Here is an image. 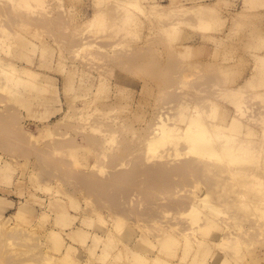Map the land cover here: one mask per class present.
I'll use <instances>...</instances> for the list:
<instances>
[{
	"label": "rangeland",
	"instance_id": "374dc122",
	"mask_svg": "<svg viewBox=\"0 0 264 264\" xmlns=\"http://www.w3.org/2000/svg\"><path fill=\"white\" fill-rule=\"evenodd\" d=\"M199 1L0 0V264H264V209L257 210L264 190L245 186L243 196L250 192L245 198L262 206L248 200L251 208L235 215L222 197L245 199L237 198L244 189L235 178L206 190L211 183L202 172L182 173L187 167L180 163L194 154L185 153L183 141H169L168 134L150 143L169 112L183 127L195 106L205 122L217 121L219 109L235 114L238 102L228 88L261 76L256 54L264 53V0ZM191 5H209L213 14L207 22L193 14L180 22L170 17ZM244 87L247 112L255 113L242 116L255 131L247 138L259 139L264 98L257 93L264 86ZM262 151L256 152L264 164ZM139 159L149 170L164 165L167 184L152 169L161 185L150 187L147 167L137 170ZM127 168L131 179H116ZM263 168L253 174L264 178ZM85 172L90 181L81 178ZM206 192L226 219L224 211L209 212L219 206L207 200L212 207L204 205L202 213H184L188 201L199 206ZM169 237L177 244L169 246ZM220 238L232 251L217 247L224 245Z\"/></svg>",
	"mask_w": 264,
	"mask_h": 264
},
{
	"label": "bare ground",
	"instance_id": "6f19581e",
	"mask_svg": "<svg viewBox=\"0 0 264 264\" xmlns=\"http://www.w3.org/2000/svg\"><path fill=\"white\" fill-rule=\"evenodd\" d=\"M194 2H203V1H199V0H194ZM208 8H210V6L209 5H201V6H197V5H191V6H187V7H185V8H180L179 10H175V12H176V14H171L170 12H169V14H170V17H171V15H176V16H178L177 17V19H179V20H177V22H180V21H183L186 17H187V19H188V17L189 16H193V17H195V18H197V20L199 21V20H203L204 22H207V20L205 21V19H207V18H209L213 13V10H206V9H208ZM175 12H173V13H175ZM156 13H159V14H161L159 11H156ZM168 14V15H169ZM193 14V15H192ZM262 14H264V13H262ZM189 15V16H188ZM176 16H174V17H176ZM169 17V18H170ZM185 17V18H184ZM213 17V16H212ZM97 19L99 20V17L96 15V16H94V17H91L90 19H88V20H86L87 22V24L90 22V23H95L96 21H97ZM176 19V18H175ZM190 19V18H189ZM192 19V18H191ZM186 20V19H185ZM201 20V21H202ZM188 21V20H187ZM85 23V24H86ZM91 25V24H90ZM171 27H173V29H175V27L177 28V25L176 24H171ZM260 27V26H259ZM178 31V29H175L174 31ZM174 31H172V32H174ZM176 31V32H177ZM170 32V31H169ZM262 32H264V30H262ZM174 34H176L177 35V33H174ZM172 35H173V33H172ZM263 36H264V34H263ZM249 44V43H248ZM251 45H254V44H252V43H250ZM249 44V45H250ZM248 46V45H247ZM188 47V45L187 46H185V48H187ZM251 50V49H250ZM255 50V49H254ZM257 55V57H256V59H257V61H258V65H257V68L259 69V73H261V76L258 78V79H254L253 77L252 78H247L246 80H245V82H244V84L243 85H241L240 87L238 86V87H236V88H228V91H227V93H228V95H229V98L231 99V98H234L237 102H238V104H237V110H236V113L235 114H230L229 113V111L227 112V113H225V111L226 110H218L217 111V114H218V116L217 117H219V119H217V121H209V122H205V120L203 119V117H204V115H203V112H202V109L199 107V106H195L190 112H188V114H187V116H188V118H189V121L187 122V124H186V127L184 126H182V125H180V124H178V122H177V119L175 118V117H173L172 115H171V113L169 112V118H168V116H167V119H168V121H167V119H166V116L164 117V116H161V120H160V123H158V126L155 128V132L154 133H156V136H154V138L150 141V143L151 144H156V143H159V142H161V141H165L166 139H167V135L169 134V141H174V140H178V141H183L186 145L184 146V151H185V153L186 154H189V155H191L192 153H194L193 155H192V157L190 158V157H188V160L187 159H185L186 161H183V163H180L181 164V168H186V169H184L183 171H182V173L183 174H185V175H187L188 176V174H187V171L188 170H192L193 172H195V171H198V173L199 172H202V174L201 173H199L200 175L199 176H201V178H203V180L204 181H206L207 183H211V184H206V185H208V186H206L207 188H206V190H208V188H211L210 186L212 185L214 188H216V187H218L223 181H225V180H227V179H232V178H235L236 180H237V182H238V184H236V186H240V188H243L244 190L243 191H241V193L239 192L237 195V198L239 197V198H245V196L247 195V194H250V192H248L246 195H244L243 196V194L244 193H246V192H244V191H246V190H251L253 187H252V185L253 184H255L256 183V185H255V188H256V186H259V185H261L260 186V188L259 189H255L254 188V191H256V190H259V191H256L255 193L256 194H260L259 192L260 191H262V190H264V182H262L261 180L263 179L264 180V178L262 177V176H259V175H256V174H253V173H255L254 171H256V170H261V169H259L261 166H263L264 164L257 158V155H259L261 152H263L262 150L264 149V134H261V135H263L262 137L261 136H259V139H257V138H252V137H249V138H247V136H249L250 134H248V133H253L254 134V132H253V127H245V125H246V121L243 119V117L245 118V119H247V120H249V119H251V117H255V113L254 114H251L250 112V114H248V112L247 111H249L248 110V105H246V103L247 102H245V101H248V100H246L245 98V101L242 99L243 98V94L244 93H246L245 91L246 90H244V88H246V87H244L245 85H248V84H250V85H254V87L257 85L258 86V84L259 85H261V86H264V53H262V54H256ZM213 58H216V57H213ZM212 59V58H211ZM254 59V58H253ZM214 61V60H213ZM212 61V62H213ZM255 61V60H254ZM207 62V61H206ZM210 62V61H209ZM208 62V63H209ZM198 64V63H197ZM214 64H216V63H214ZM219 68H221V67H219ZM254 68H256V66L254 67ZM29 70V69H28ZM215 70V69H214ZM214 70H210V72H213ZM221 69H219L218 70V72H220V73H222L221 71H220ZM252 70H254L253 68H252ZM251 70V72H250V75L251 76H253L254 74L253 73H255V70L254 71H252ZM31 71V70H30ZM215 71H217V69L215 70ZM214 71V72H215ZM26 72V71H25ZM213 72V73H214ZM220 73H217L216 72V74L215 75H219ZM26 74H28V71L26 72ZM210 74V73H209ZM32 75V74H31ZM34 75V74H33ZM215 75H211V76H213V78L218 82V79H217V77H215ZM209 76V75H208ZM250 76V77H251ZM256 76V75H255ZM219 77H221V76H219ZM222 78V77H221ZM215 80H213V82L215 81ZM219 80H221V79H219ZM216 83V82H215ZM218 83H220V82H218ZM218 83H216V84H218ZM221 84H223V83H221ZM214 86H216L215 84H214ZM249 87V86H248ZM247 87V88H248ZM253 87V88H254ZM252 88V87H251ZM225 90V89H224ZM248 90V89H247ZM260 92H258L257 94H259L260 96H262L261 98H264V88L262 89V90H259ZM247 92H249V91H247ZM254 93L253 94H255V91H253ZM251 94V93H250ZM257 94H255V95H257ZM260 96H258V97H260ZM246 97V96H245ZM250 97H251V99H250ZM250 97H249V99L250 100H253L252 98H254V97H252V95H250ZM209 101H213V100H211V99H209ZM180 104V106H181V110H183L182 108H183V105H182V103H179ZM262 104V106L264 105V102H262L261 103ZM200 105V104H199ZM211 105H214V103H212ZM179 106V107H180ZM218 107H215V106H213L212 107V109H213V111H215L216 109H217ZM169 111H170V109H169ZM221 111V112H220ZM262 114H264V112L262 111ZM182 115L184 116L185 115V111H182ZM243 116V117H242ZM169 119H171V120H169ZM185 118H183V120H184ZM202 119H203V121H202ZM253 120V119H252ZM169 121H171V122H169ZM262 123V122H261ZM263 123H264V121H263ZM262 128V127H261ZM255 130V129H254ZM264 129H262V131H263ZM243 135H246V137H242L241 135L242 134ZM244 133H246V134H244ZM263 133V132H262ZM241 134V135H240ZM256 134H258V132L256 133ZM254 136H255V134H254ZM215 140H217V143H215L216 141ZM215 141V142H214ZM261 141V142H260ZM186 146H187V150H185V148H186ZM183 151V152H184ZM249 151V152H248ZM259 153H257V152ZM179 152H182L181 150H178L175 154L177 155V154H179ZM170 153V152H169ZM191 153V154H190ZM248 153H250V154H252V157H250L251 155L249 154V157L246 155V154H248ZM172 154V153H171ZM171 154H168V155H171ZM175 154H172V155H175ZM253 155H255V156H253ZM193 156H196V160H195V157H193ZM212 156H214V158L212 159V160H214V159H216V160H214V161H212L211 159H210V157H212ZM215 156H216V158H215ZM264 156V155H263ZM262 156V157H263ZM161 157H162V159L164 158L165 159V157L163 156V155H161ZM207 157V158H206ZM261 157V156H260ZM190 158V159H189ZM264 158V157H263ZM139 161H140V159H139ZM161 161V160H160ZM165 161H169L168 159L167 160H165ZM196 161V162H195ZM136 162V160L135 161H133V163H135ZM162 162V161H161ZM182 162V161H181ZM260 162L263 164V165H261L260 164ZM165 164V163H167V164H169L168 162H162L161 164ZM137 164H138V159H137ZM139 164L143 167V164H141V161L139 162ZM152 164V163H151ZM145 166L143 167V168H140V167H138V169L137 170H140V172L142 171V169H143V171H144V169H146V167L147 166H149V165H147V164H144ZM232 165V166H231ZM137 166H139V165H137ZM152 166H154L155 167V165H152ZM150 167H151V165H150ZM196 167V168H195ZM188 168H190V169H188ZM130 169V168H129ZM132 169H134V168H132ZM136 169V168H135ZM134 169V170H135ZM147 169H148V172L149 171H151L152 169L153 170H156L157 171V173H159V175L161 176V177H158V178H160V181H161V179H162V177L164 176H162L161 174L163 173L164 174V170L166 169V167H164V165H160L159 164V166L157 165L155 168H150L151 170H149V168L147 167ZM152 170V173H154L155 171H153ZM187 170V171H186ZM263 170H264V168H263ZM127 171H128V173H132L131 172V169H130V171L128 170V168H127V170H126V173H127ZM184 171H186L185 173H184ZM192 171L191 172H189V174H191L192 173ZM251 171H253V172H251ZM139 171H137V173H138ZM250 172V173H249ZM121 173V172H120ZM119 173V175H121V174H123V172L120 174ZM124 173H125V171H124ZM128 173L125 175V174H123V175H121V176H118V177H116V179H123L124 180V178H126V179H128V177H130V174L128 175ZM134 173H135V171H134ZM133 173V174H134ZM136 173V174H137ZM150 173V172H149ZM157 173H154L155 175L157 174ZM196 173V172H195ZM83 174V173H82ZM113 174H115V173H113ZM118 174V173H117ZM151 174V173H150ZM197 174V173H196ZM196 174H193L194 175V177L196 178L198 175H196ZM85 175H86V177H85ZM88 175L90 176V174L88 173ZM87 172H85V174H84V176L83 177H81V178H85V180L86 181H90V178L88 179L87 178ZM135 175V174H134ZM133 175V176H134ZM153 174H151V179L153 180V178L155 179L156 177L154 176H152ZM166 175V174H165ZM88 176V177H89ZM93 177H94V175H92ZM112 176H114V175H112ZM132 176V175H131ZM136 176V175H135ZM150 175H148V177H149ZM157 176V175H156ZM187 176H185L184 178H187L188 179V177ZM191 176V175H190ZM93 177H92V180H93ZM165 177V176H164ZM167 177H168V175H167ZM114 178V177H113ZM183 178V179H184ZM200 178V179H201ZM125 179V180H126ZM131 178H129L128 180H130ZM157 179V178H156ZM156 179H155V181H147V182H151V184L152 185H154V186H150V187H152V188H154V189H156V186L158 185L159 186V183H160V185H161V182H159V180L158 181H156ZM166 179V178H165ZM165 179H162V181L164 180L165 181V183L164 182H162V183H164V184H167L166 182H167V180H165ZM198 179H199V177H198ZM84 180V181H85ZM115 180V179H114ZM170 180V179H169ZM186 180V179H185ZM189 180H190V178H189ZM195 180V179H194ZM203 180L201 181L202 183H205V182H203ZM183 181V180H182ZM146 182V181H145ZM156 182L158 183L156 186H155V184H156ZM168 182H170V181H168ZM185 182V181H184ZM186 182H187V180H186ZM195 182V181H194ZM197 182V181H196ZM195 182V183H196ZM183 183V182H182ZM148 184V183H147ZM258 184V185H257ZM145 185V184H144ZM168 185H169V183H168ZM183 185V184H182ZM185 185V184H184ZM210 185V186H209ZM244 185V187H242ZM157 186V187H158ZM163 186H165V185H163ZM234 186H235V184H234ZM245 186H248L250 189H246V187ZM146 187H148L149 188V186L147 185ZM152 188H150V189H152ZM214 188H213V190H214ZM183 189H184V187H183ZM246 189V190H245ZM261 189V190H260ZM205 190V191H206ZM212 190V191H213ZM192 191V190H191ZM147 192V191H146ZM207 192H211L210 191V189H209V191H207ZM206 192V193H207ZM264 192V191H263ZM195 193V192H194ZM212 193V192H211ZM252 193V192H251ZM115 194H117V193H115L114 192V194L112 193V196L115 198ZM191 194V193H190ZM193 194V193H192ZM196 194V193H195ZM213 194V193H212ZM263 194V193H262ZM115 195V196H114ZM194 195V194H193ZM208 195V196H207ZM223 196L222 197H226V198H223V199H227V201H229L230 203H231V207L233 208V210H234V212H235V209H237V208H242L243 210H241V212L242 211H244V209H247V208H249L250 207V205H249V203H248V205L247 204H245L244 202H248V196L246 197L247 198V200L246 201H244L245 199H243V200H241V202L239 201V204L241 203V206L239 207V204L237 203V200H235L236 199V196H232L231 194H227V193H224V194H222ZM264 195V194H263ZM185 196L186 195H184V197L182 196V198H183V200H182V202H184V201H186V200H184V198H185ZM190 196H192V195H190ZM195 196V195H194ZM197 196V195H196ZM204 196H207L206 198H203V199H205V200H199L201 197L200 196H198V200L199 201H202V203H199L200 205L198 206V204H197V206H195L192 202L193 201H188V204L191 206V207H193V208H188V206H186L187 207V209H185V212L184 213H186L187 211L186 210H191V211H188L189 213H191V212H193V214L195 213L194 211L195 210H197L196 212H198V213H200L202 210H204V209H202V208H204L203 206L205 205L203 202L205 201V203L206 204H208V202L209 201H211V200H207V198L209 197V194L207 193L206 195H205V193H204ZM203 196V197H204ZM112 197V198H113ZM250 197L252 198L253 196H251L250 195ZM262 197V196H261ZM190 198V197H189ZM197 198V197H196ZM195 198V199H196ZM250 198V199H251ZM255 198V197H254ZM258 198V197H257ZM209 199V198H208ZM256 199V198H255ZM254 199V201H256L258 204L255 206V208L257 209V206H262L261 204H260V201H257V199L255 200ZM259 199H261L262 200V198H259ZM114 200H116V199H113V201ZM193 200H194V197H193ZM206 200L208 201V202H206ZM231 200V201H230ZM251 200H253V199H251ZM251 200H249V201H251ZM112 201V202H113ZM194 201H196V200H194ZM198 201V202H199ZM232 201H235L237 204H234V202H232ZM254 201H251V202H253V203H256V202H254ZM181 202V203H182ZM224 202H226V201H223V203ZM262 202H264V200H262ZM185 203V202H184ZM191 203V204H190ZM209 203H212V202H209ZM218 203V202H217ZM193 204V205H192ZM201 204H202V207H201ZM233 204V205H232ZM212 206H219V204H216V202H213L212 204H211ZM211 205H209L210 207H212ZM230 205V204H229ZM228 205V206H229ZM243 205H245V207L243 206ZM255 204H253L252 205V207L254 206ZM209 206H207V205H205V207L208 209V207ZM221 206H222V204L218 207V209H216L217 207H215L214 209L213 208H210L209 210V212H211L212 210L214 211H216V212H220V214L221 213H223L222 211H224V213L223 214H225L226 213V210H220L221 209ZM244 208H243V207ZM264 206V205H263ZM181 207V206H180ZM195 207H199V209H197V208H195ZM201 207V208H200ZM223 207V206H222ZM230 207V208H231ZM224 208V207H223ZM228 208V207H227ZM230 208H228V210H229V212L230 213H233L232 211H230ZM251 208V207H250ZM259 208V207H258ZM262 208L264 209V207H260L259 209H257V210H262ZM113 209V208H112ZM200 209H201V211H200ZM240 209L237 211L238 213H239V211H240ZM192 210H194V211H192ZM200 212H199V211ZM219 210V211H218ZM227 210V211H228ZM260 210V211H261ZM214 211V212H215ZM259 211V212H260ZM117 212H119V211H117ZM263 212H264V210H263ZM198 213H196V214H198ZM202 213V212H201ZM243 213V212H242ZM240 214L241 216L243 215V214ZM218 214V213H217ZM245 214V213H244ZM199 216H200V214H198ZM219 215V214H218ZM228 214H225V215H223V217L226 219L228 216H227ZM231 215V214H230ZM235 215H237L236 214V212H235ZM235 215H233V216H235ZM239 215V216H240ZM226 216V217H225ZM263 216H264V213H263ZM200 217H203V216H200ZM199 217V219H201ZM228 220V219H227ZM221 222H222V220H221ZM225 223V222H224ZM205 224V223H204ZM184 226V225H183ZM182 226V227H183ZM195 226H197V225H195ZM194 226V228H197V227H195ZM206 224H205V226H203L202 224H200V233H202V231L206 228ZM215 226V225H214ZM188 228V227H187ZM187 228H185V229H187ZM183 230H184V232H185V229H184V227L182 228ZM188 229H190V227L188 228ZM182 230V231H183ZM197 230V229H196ZM195 230V231H196ZM212 230V229H211ZM245 230V231H244ZM193 232V236H195V237H197L198 236V233L199 232ZM243 231L244 232H248L245 228L243 229ZM251 231V230H250ZM249 231V232H250ZM256 231V230H255ZM259 231H264L263 229L262 230H259ZM257 232V231H256ZM195 233H196V235H195ZM199 233V234H200ZM212 233H213V231H212ZM231 233L232 234H234V232L233 231H231ZM257 233H259V232H257ZM232 234L230 235V234H226L228 237L229 236H232ZM242 234H244V233H242ZM247 234V233H246ZM260 234V233H259ZM259 234H257V235H259ZM262 234H264V232H262ZM187 235V234H186ZM252 235V234H251ZM200 236V235H199ZM224 236V235H223ZM227 236H225L224 237V239L225 240H228V239H226L227 238ZM238 236V235H237ZM244 236V235H243ZM262 237H264V235H262ZM230 238V237H229ZM235 238V237H234ZM214 239V238H213ZM221 239V238H220ZM223 239V238H222ZM221 239V240H222ZM222 240V242L224 241V245H222L221 243V247L220 246H218L217 244V247H219V249L220 250H222L223 251V249L224 248H226L227 250H229L230 248H229V246H226V245H228V243L227 244H225V240ZM231 239V238H230ZM247 240V239H246ZM245 240V241H246ZM259 240H262V241H264V239H259ZM230 241H232V239L230 240ZM248 241V240H247ZM227 242H229V241H227ZM252 242V241H251ZM251 242H250V244H249V242H247L249 245H251ZM184 243V242H183ZM245 243V242H244ZM175 244H177V240H175L174 238H172V237H169V246H171V245H175ZM230 244V243H229ZM184 245V244H183ZM207 245V244H206ZM263 245H264V242H263ZM205 246V245H204ZM204 246H202V247H204ZM210 245H208V246H206V247H209ZM223 246H226V247H224L223 249H221ZM248 245L246 244V247H247ZM256 246H259V243H258V245H256ZM186 248H187V246H185ZM202 247H200V248H202ZM213 247V246H212ZM250 246H248L247 248H249ZM260 247V246H259ZM259 247H257V248H259ZM262 247H264V246H261V248ZM190 248V247H189ZM188 248V249H189ZM252 248V247H251ZM256 248V247H255ZM187 249V250H188ZM218 249V250H219ZM206 250V249H205ZM227 250H225V252H230V251H227ZM231 251H232V249H230ZM262 250V249H261ZM182 251H184V249H182ZM195 251V250H194ZM208 251V250H207ZM247 251V250H246ZM250 251H253V249L251 250H249V252ZM249 252H247L248 254L247 255H250L251 256V253L249 254ZM254 252V251H253ZM258 252V251H257ZM264 252V251H263ZM209 253V252H208ZM223 253V252H222ZM232 253V252H231ZM261 253H262V251H261ZM233 256V255H232ZM249 256V257H250ZM191 258V257H190ZM224 258V257H223ZM252 258V257H251ZM253 258H255V257H253ZM264 258V257H263ZM184 259V258H183ZM195 259H197L196 257H195ZM225 259V258H224ZM246 259H248V258H246ZM251 261H252V263L255 261H253L252 259H250ZM222 261V260H221ZM224 261V260H223ZM158 262H159V260H158ZM156 263V262H155ZM163 262H161V264H162ZM85 264V263H84ZM160 264V263H159ZM253 264H257V263H253Z\"/></svg>",
	"mask_w": 264,
	"mask_h": 264
},
{
	"label": "crops",
	"instance_id": "0c3cea01",
	"mask_svg": "<svg viewBox=\"0 0 264 264\" xmlns=\"http://www.w3.org/2000/svg\"><path fill=\"white\" fill-rule=\"evenodd\" d=\"M247 79V78H246Z\"/></svg>",
	"mask_w": 264,
	"mask_h": 264
}]
</instances>
